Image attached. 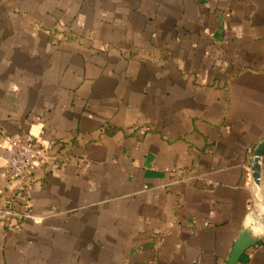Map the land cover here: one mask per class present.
Returning <instances> with one entry per match:
<instances>
[{"label":"crops","instance_id":"0c3cea01","mask_svg":"<svg viewBox=\"0 0 264 264\" xmlns=\"http://www.w3.org/2000/svg\"><path fill=\"white\" fill-rule=\"evenodd\" d=\"M26 134L61 157L0 264H227L264 222V0H0V207Z\"/></svg>","mask_w":264,"mask_h":264},{"label":"built area","instance_id":"2783aa9c","mask_svg":"<svg viewBox=\"0 0 264 264\" xmlns=\"http://www.w3.org/2000/svg\"><path fill=\"white\" fill-rule=\"evenodd\" d=\"M4 141L10 151V158L3 169V176L12 185V191L0 207V214L15 221L10 229H19L24 222L38 224L31 210V198L33 193V177L38 162H43L47 168L58 163L61 150L56 141L42 142L31 135H5ZM262 185H264V162L262 172ZM21 205V210L15 209V205ZM252 203L249 212H253ZM264 221V219H262ZM263 223V222H262ZM208 226V224L206 225Z\"/></svg>","mask_w":264,"mask_h":264},{"label":"water","instance_id":"95a60500","mask_svg":"<svg viewBox=\"0 0 264 264\" xmlns=\"http://www.w3.org/2000/svg\"><path fill=\"white\" fill-rule=\"evenodd\" d=\"M264 162V140L257 145L251 157V172L255 186L262 187V172ZM264 241V222L249 219L236 241L227 264H240L245 254Z\"/></svg>","mask_w":264,"mask_h":264}]
</instances>
